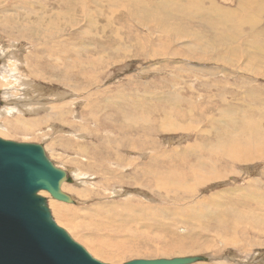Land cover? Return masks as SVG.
I'll list each match as a JSON object with an SVG mask.
<instances>
[{
    "label": "rangeland",
    "instance_id": "374dc122",
    "mask_svg": "<svg viewBox=\"0 0 264 264\" xmlns=\"http://www.w3.org/2000/svg\"><path fill=\"white\" fill-rule=\"evenodd\" d=\"M13 1L0 0V137L42 144L48 157L71 174L74 181L64 182L62 189L72 196L73 202L41 192L47 197L56 222L94 257L109 264H123L135 258L193 255L208 259L192 264H264V207H259L261 201L252 203L242 196L249 188L264 192V184L249 183L253 178L264 182V158L215 163L221 172L228 169L231 174L197 185L194 192H177L173 176L167 178H174L172 189L153 183L156 176L163 174L185 176L189 160H195L188 147L194 141L208 143V134L199 132L213 128L209 121L214 116L217 118L213 134L218 132V138L226 144L244 147L249 139L256 144L264 137L255 125H243L240 120L242 113L247 116L246 107L252 102L264 104V49L256 47L251 31L247 27L233 28L226 23L227 17L208 12L193 16L177 11L174 16L180 20H169L165 10L155 7L157 3H141L136 8L129 5L128 11L119 9L116 0L106 5H99V0H68V5L57 0H20L10 4ZM215 5L225 9L237 6L236 0L202 1L203 7ZM112 6L114 11L108 9ZM102 8L101 17L98 12ZM39 16L46 17L43 23L47 26L53 21L49 26L52 31L57 29L55 19L67 16L66 25H62L66 26L64 32L58 37L48 35L31 42V38L34 40L43 32L38 33L36 26ZM90 20H94V25ZM58 22L62 24L63 20ZM22 24L28 26L23 28ZM178 30L182 31L181 37ZM21 32L25 33L24 38L18 36ZM60 47L79 48L85 61L80 65L70 53L66 60L56 51ZM65 60L66 66L62 64ZM75 70L77 75L73 74ZM26 87L28 101L21 97ZM95 91L100 94L95 96ZM89 94L92 96L88 97ZM175 94L180 95L177 100ZM31 97H39L43 107L32 111L23 106V101L35 105L38 100ZM105 100L111 103H104ZM17 102L22 106H17ZM60 102L67 111L63 116L52 114ZM12 106L21 111L9 112ZM227 108L237 113L235 123L227 124L221 117ZM44 116L50 120L41 121L39 126L27 124ZM177 122L190 130L160 128V124ZM119 129L128 131H121L127 136L120 135ZM106 136L112 142L109 160L111 153L120 152L125 157L122 156L123 163L132 162L124 176L118 174L113 178L102 164ZM88 152L99 159L97 171L92 162L86 161ZM157 152H161L160 156ZM142 170L148 174L147 183ZM86 173L90 178H86ZM108 176L114 180L111 179L112 187L104 185L103 188H109L105 192L101 179ZM87 186L95 188L90 197L78 194L77 190H87ZM214 194L215 206L207 209L215 208V213L204 219L197 213V206ZM125 202L142 207L122 212ZM101 205L110 211L96 212ZM227 237L236 239L229 244Z\"/></svg>",
    "mask_w": 264,
    "mask_h": 264
},
{
    "label": "bare ground",
    "instance_id": "6f19581e",
    "mask_svg": "<svg viewBox=\"0 0 264 264\" xmlns=\"http://www.w3.org/2000/svg\"><path fill=\"white\" fill-rule=\"evenodd\" d=\"M23 1V0H21ZM57 1H60L59 3L62 4V5H68V0H57ZM82 1V0H81ZM108 1L110 0H99L98 1V4L100 5L101 3L102 4H107ZM118 2V4L116 5L119 9H125V10H128L130 11V6H133L134 8L136 7H139L142 4L144 3H147V5H152L154 3H157V5L155 6L156 8H158V10H165L168 14V19L171 20V19H174L176 21H179L180 19H178L176 16H174V13L177 12V11H187L189 13H191L193 16H195L196 14H199V13H204V12H208V13H215V14H219V15H222L224 17H227V20H226V23L233 27V28H240V27H244V28H248L251 33L254 35V39L255 40V45L258 49H264V23L262 22V20H264V17L262 16V14H264V0H236V8L235 9H232L231 7L228 8V9H225V8H222L218 5H215L213 7H203L202 6V1L203 0H116ZM20 2V0H14L12 3L10 4H18ZM84 2V1H83ZM80 3V2H79ZM8 4V5H10ZM130 5V6H129ZM22 8V5L20 6ZM62 7V6H61ZM68 7V6H67ZM86 7V6H85ZM104 7V5H103ZM114 6L112 7H108L109 10L111 11H114ZM84 9V8H83ZM88 9V8H86ZM88 11V10H86ZM104 12V8H102L99 12H98V15L102 17V14ZM87 13V12H86ZM66 14V13H65ZM96 17L99 18V16L97 15V12L95 13ZM29 15V14H28ZM28 15H26L28 17ZM14 16V15H13ZM17 16H22V14H17ZM62 16V15H61ZM88 16V15H87ZM104 16V14H103ZM66 17L65 16V19H61V18H58V19H55L56 21V30L52 31L50 30L49 26H51V24L53 23V21L51 20V17H50V22H48V26L45 25L44 22V19H46V17H41L39 16L40 18V23L37 24V29H39L38 33H41L40 31L42 30V34L40 35H36V38L33 40V38H31V42H35L36 39L38 37H47L48 35H55L58 37L60 33L64 32L65 28H66ZM58 20H63V23L60 25L59 22L57 23ZM91 21V25H94V20H90ZM62 22V21H61ZM55 24V23H54ZM59 24V25H58ZM65 24L64 28L62 27V25ZM23 25V28H25L26 26L28 25H25V24H22ZM178 28L180 29H183V27H181V25H178ZM10 29H13V28H10ZM17 30V29H16ZM19 30V29H18ZM34 31V30H33ZM169 31V30H167ZM16 33V32H15ZM28 33V32H27ZM177 34H178V37H181L182 36V31L181 30H178L177 31ZM13 35V34H12ZM14 36V35H13ZM18 36L20 37H23L25 36V33L24 32H21L18 34ZM24 38V37H23ZM21 39V38H20ZM62 39H68V37H63ZM28 41V40H27ZM33 44V43H32ZM226 45V44H224ZM191 46L193 47L194 46V43L192 42ZM97 47V46H96ZM81 48V47H80ZM85 49V47L83 48ZM81 50V49H80ZM56 51L58 53H60L59 55H63L66 60H67V57H68V53L72 54V58L78 60L79 64L81 65L84 61H85V58L81 55V53L79 52V48H72L71 50H66V48L64 47H60V48H57ZM249 50H247L245 53H248ZM84 52V51H83ZM33 53V52H32ZM3 54V53H2ZM16 54V53H15ZM14 55V53H13ZM2 56V55H1ZM7 56V55H6ZM16 56L17 58V55H14ZM13 56V57H14ZM20 58V57H19ZM58 58H61V56H58ZM9 59V56L7 58V60ZM15 59V58H14ZM13 59V60H14ZM69 59V58H68ZM63 61L62 64L64 66L67 65V62ZM18 61V60H16ZM8 63V61H7ZM18 63V62H17ZM2 64V63H1ZM59 66H62V65H59ZM9 68V66H8ZM80 68V67H79ZM78 68V69H79ZM1 70V69H0ZM5 71V70H4ZM8 71V70H7ZM3 72V70H2ZM31 73V71H30ZM6 74H8L6 72ZM32 74V73H31ZM74 75H77V70H75L73 72ZM10 75V74H9ZM78 75H81V71H78ZM8 76V75H7ZM87 82H89L91 79L90 77H87ZM6 84V83H5ZM33 85L35 86L36 89H40V87H36L35 85V82H33ZM5 87V86H4ZM85 88V87H83ZM88 88V87H87ZM55 89V88H54ZM53 89V90H54ZM52 90V91H53ZM61 90V89H60ZM87 90V89H86ZM9 91V90H8ZM23 95L21 96L23 98V100H26L28 101V99H25L27 97V94H28V88L26 87L25 89H23ZM62 91V90H61ZM80 91V90H78ZM76 91V92H78ZM84 91V90H83ZM55 92V91H54ZM73 92V91H72ZM178 92V91H177ZM7 93V92H6ZM52 93V92H51ZM87 93V92H86ZM96 93L95 96L100 93L98 92H94ZM93 94V93H92ZM92 94H89L88 97H91ZM72 95V94H71ZM66 96V95H65ZM68 97V96H67ZM177 97H180V95L178 94H175V97L174 99L177 100ZM9 98V97H8ZM33 100L37 99L38 101L35 102V105L33 104H25V102L23 101V106L26 105V108H31L32 111L33 109H41V105H39L40 103V98L39 97H31ZM30 98V99H31ZM42 98V97H41ZM49 98V97H48ZM59 98V97H58ZM101 98V97H100ZM160 98V97H158ZM163 98V97H162ZM13 99V98H12ZM93 99V97H92ZM91 98L89 99L90 101H94L92 100ZM95 99V98H94ZM137 99L138 100H142V97H138L137 96ZM50 100V99H49ZM104 100V99H103ZM223 99H221L222 101ZM22 101V100H21ZM57 101V100H56ZM102 101V100H101ZM19 102V101H18ZM17 102V106H22V104L19 105V103ZM34 102V101H32ZM113 102V101H112ZM11 103V102H10ZM13 103V102H12ZM42 103V102H41ZM68 103V101H67ZM73 103V102H72ZM104 103H111V101L109 100H105ZM4 104V103H3ZM43 104V103H42ZM50 104V103H49ZM48 104V105H49ZM12 105V104H11ZM39 105V106H38ZM36 106V107H34ZM38 106V107H37ZM54 106V105H53ZM56 106V107H55ZM54 106V109L52 110L53 113L52 114H55L57 116H63L65 111L64 109V104L63 102H60L58 105H55ZM13 107V106H12ZM46 108V107H45ZM138 108H140V106H138ZM8 109V108H7ZM11 110H9V112L11 111H14L15 109H18L16 107H13V108H9ZM21 108H19L18 110H20ZM23 109V108H22ZM143 109V108H142ZM36 110V111H37ZM144 110V109H143ZM143 110H141L143 112ZM8 111V110H7ZM16 111V110H15ZM14 111V112H15ZM23 111V110H22ZM25 111V110H24ZM31 111V110H30ZM124 111V110H123ZM139 111V110H138ZM148 111V109H147ZM18 112V111H17ZM26 112V111H25ZM48 112V111H47ZM142 112L140 114H142ZM246 115L247 116H243V113L240 117V120L242 122V124H248L249 126L251 125H255L254 127L260 132V133H264V104L262 103H255V102H252L250 105H248L246 107ZM173 113V112H172ZM175 113V112H174ZM51 114V115H52ZM138 114V115H140ZM134 115V114H133ZM170 115V114H169ZM168 115V117H169ZM174 115V114H173ZM97 116V115H96ZM95 116V117H96ZM136 116V115H135ZM141 116V115H140ZM144 116H146L144 114ZM172 116V115H170ZM175 116V115H174ZM178 116V115H177ZM126 117V116H125ZM183 119L184 117L181 116ZM213 117V116H211ZM221 117L223 119L226 120L227 124L228 123H235L236 122V119H237V113H234L232 112L229 108L223 110L221 112ZM127 118V117H126ZM143 118V116H142ZM150 118V117H149ZM216 116H214V118H211L210 119V124L213 125V128L211 130H201L199 132V134H202V133H207L208 136L210 137V139H208V143L206 144H203L201 143V141L197 142V141H194L196 143L194 144H190V146L188 147L189 148V155H193L195 154V160L193 159H190L189 161H191L189 163L190 167L189 169L186 171V173L184 172L185 176L183 177H179V175H176V174H171V175H160V176H154L155 178L153 179V183L155 184V186H158L159 188H164V189H168V188H171L170 185H172L173 183V180L174 178H171V179H167L168 177L170 176H173L176 178V182L173 184V186L175 188H181L183 189L182 191L178 189L177 192H183V193H187V192H194L192 191L197 185H201L202 183L206 182V181H210V180H214V179H220V178H223L225 175H229L231 174L230 171H228V169L224 170V172H221V170L217 169L215 167V163H218V162H223V161H227V160H234V161H238V162H248V161H253L254 159H263L264 158V146L261 145L262 142H264V137L261 139V141L259 143H256V144H253L251 142V140L249 139L248 141V145L247 146H244V147H238L236 145H232V144H226L224 143L220 138H218V132L217 134H213V129H215V125H216ZM128 119V118H127ZM148 119V118H147ZM49 121V116H44L38 120H34V121H29V124L30 126H39L41 124V121ZM59 121L65 123L66 121H64V119H60ZM136 121V119H135ZM144 121H146L144 119ZM56 122V121H55ZM60 122V123H61ZM203 123V122H202ZM190 124V123H188ZM201 125V124H200ZM218 125V124H217ZM205 126V125H204ZM209 126V125H207ZM160 128L161 130H172V131H177V130H190V128H188L187 126H184L181 122H177V123H174V124H168V125H165V124H160ZM196 128V127H195ZM210 128V127H209ZM105 129V127H104ZM108 129V128H107ZM111 129V128H110ZM108 129V130H110ZM120 130V135H125L123 134V132H121L123 129H119ZM106 131V130H105ZM124 131V130H123ZM124 132H128V131H124ZM185 132V131H184ZM192 132V131H191ZM216 133V132H214ZM198 134V135H199ZM127 135H125L124 137H126ZM200 136V135H199ZM123 137V136H122ZM201 137V136H200ZM198 137V138H200ZM121 139V138H120ZM123 139V138H122ZM204 139V138H203ZM201 140V139H200ZM206 141V140H205ZM174 142V141H173ZM189 143V142H188ZM192 143V142H191ZM111 145H112V142L110 140V138H108L107 136L105 137L104 139V143L102 144V153L104 151V154H103V159H102V164L104 166H107V168H105L108 172V175H111L113 178L114 176H118V174H121L122 176H124V172L129 169L131 166H132V162L131 161H125L123 163V157L121 156L120 152H115V153H111L110 154V160H109V157H108V153L110 151V148H111ZM152 145V144H151ZM153 147V146H152ZM161 147V146H160ZM141 148V147H139ZM157 147H155L156 149ZM104 149V150H103ZM136 149V148H135ZM147 149V148H146ZM149 149V148H148ZM152 149V148H151ZM150 149V150H151ZM154 149V148H153ZM154 149V150H155ZM158 149V148H157ZM166 149V148H165ZM127 150V149H126ZM141 150H144V149H141ZM154 150H152L154 152ZM179 150V149H178ZM131 151V150H130ZM136 151V150H135ZM146 151V150H145ZM156 151V150H155ZM174 151L176 152V150L174 149ZM144 152V151H143ZM165 152V150L163 151ZM168 152V151H167ZM173 152V150H172ZM178 152V151H177ZM179 152H182V151H179ZM96 153V152H95ZM130 153V152H129ZM139 153H142V152H139ZM159 153V152H157ZM156 153V154H157ZM169 153V152H168ZM171 153V151H170ZM187 154V152H185ZM92 154V153H91ZM97 154V153H96ZM145 154V153H144ZM151 154V153H149ZM154 154V153H153ZM161 152L159 153V156H160ZM163 154V153H162ZM174 154V153H173ZM141 155V154H140ZM165 155V154H163ZM172 155V153H171ZM178 155V154H177ZM184 155V153H183ZM150 156V155H149ZM157 156V155H156ZM173 156V155H172ZM192 156V157H193ZM92 158L90 156V152L87 153V162H92V165H93V169H95V171L98 170L97 166L99 165V159L98 157H93V161H89L90 158ZM106 157H108V161L106 160ZM148 157V156H147ZM151 157V156H150ZM149 157V158H150ZM180 157V156H179ZM186 157V156H185ZM125 158V157H124ZM147 158V159H149ZM162 158V157H160ZM165 159V158H164ZM169 159V158H167ZM161 160V159H160ZM137 161V160H136ZM144 161V160H143ZM150 161V160H149ZM138 162V161H137ZM142 162V161H141ZM147 162V161H146ZM164 162V160H163ZM123 165H120L122 164ZM187 162H185L186 164ZM136 164V163H135ZM97 165V166H95ZM139 165V163H138ZM143 165V164H142ZM184 165V164H183ZM144 166V165H143ZM180 166V165H179ZM184 167V166H183ZM90 168V167H89ZM101 168V167H100ZM144 168V167H143ZM167 169V168H166ZM173 169V168H172ZM185 169V168H184ZM243 169V168H242ZM102 170V169H101ZM131 170V169H130ZM122 171V172H121ZM143 171V170H142ZM131 172V171H130ZM144 172V171H143ZM149 172V171H148ZM154 172V171H153ZM263 175H264V171H262ZM99 174V171L97 172ZM103 173V172H102ZM132 174L135 173V171L131 172ZM150 174V173H149ZM127 175H130L129 173H126V176ZM137 175V174H136ZM144 181H148V174H146L144 172ZM249 175V174H248ZM86 178H90V174L89 173H86ZM94 179H97V177H95L94 175H91ZM112 177L110 178V176H108L107 178H102L101 180L104 181V184H101L100 186L103 188L104 185H108L110 187H112V182H111V179ZM262 177V176H261ZM147 179V180H145ZM101 180H99L101 182ZM114 179H112L113 181ZM191 180V182L189 181ZM264 180V179H263ZM84 182V180H82ZM92 181V180H91ZM98 182V181H97ZM99 182V183H100ZM138 182V181H136ZM190 182V183H189ZM249 183H253L254 185H258V184H264V182L262 181L261 178H257V179H254L249 181ZM143 184V183H141ZM145 184V183H144ZM143 184V185H144ZM153 184V185H154ZM217 184V183H216ZM224 184V183H223ZM91 185L95 186V188H98L100 187L99 185L95 184V183H91ZM140 185V183L138 184ZM114 186V185H113ZM121 186V185H120ZM264 186V185H263ZM93 188V187H92ZM95 188L92 190L89 188V186H87V190L85 189H80V190H77L78 194L80 195H83L85 197H90L91 196V193H93V191H95ZM105 190V192L108 191L109 188H103ZM149 189V188H148ZM246 192L245 194H242V196L244 197L245 200H250L252 203H255V202H258V201H261L262 202V205H259V207H264V192L260 189H256V188H249V189H245ZM168 192V191H167ZM175 193V192H173ZM96 193H94L95 195ZM98 194V193H97ZM101 194V193H100ZM193 194V193H192ZM52 196V195H51ZM84 198V197H83ZM56 199V198H55ZM128 199V198H127ZM203 199V198H202ZM58 200V199H57ZM62 201V200H61ZM215 201H216V195L214 194L213 197L211 196V198L209 196L205 197L204 200L202 201H199V205L197 206V213L199 214L200 217L206 219L210 216V213L213 215L215 213V208L214 209H210L208 210L207 208H210L212 206H215ZM231 203V202H230ZM229 203V207L233 208V206H231ZM198 204V203H197ZM228 204V203H227ZM226 204V205H227ZM55 205H57V207L59 206L58 203H56ZM54 205V206H55ZM137 207H142L141 204H135L133 203V206H132V203L129 205L128 202H125L124 203V210H121L122 212H131L132 210L136 209ZM222 207V206H221ZM224 207V206H223ZM222 207V208H223ZM227 207V206H226ZM59 208V207H58ZM187 208V207H186ZM222 208L220 211H218L219 213L222 211ZM225 208V207H224ZM138 209V208H137ZM234 209V208H233ZM89 210V209H88ZM126 210V211H125ZM176 210V209H175ZM188 210V209H187ZM108 211H110V209L108 207H104V206H97L96 207V212L98 213H103V214H106L108 213ZM166 212V211H165ZM194 212V211H193ZM189 213V212H188ZM192 213V212H190ZM56 214V213H55ZM99 214V216H100ZM113 214V213H112ZM185 215V214H184ZM197 215V214H196ZM187 216V215H186ZM192 216V215H191ZM233 216V215H232ZM195 217V216H194ZM234 217V216H233ZM193 219V217H192ZM202 222V221H201ZM236 239V238H226V240L229 242V244H232L233 240ZM202 246V245H201ZM200 246V247H201ZM197 247V246H196ZM261 258V257H260ZM262 260V259H261Z\"/></svg>",
    "mask_w": 264,
    "mask_h": 264
},
{
    "label": "water",
    "instance_id": "95a60500",
    "mask_svg": "<svg viewBox=\"0 0 264 264\" xmlns=\"http://www.w3.org/2000/svg\"><path fill=\"white\" fill-rule=\"evenodd\" d=\"M1 105V97H0ZM73 182L40 143L0 137V264H109L94 257L54 219L41 192L73 202ZM208 256L135 258L123 264H192Z\"/></svg>",
    "mask_w": 264,
    "mask_h": 264
}]
</instances>
